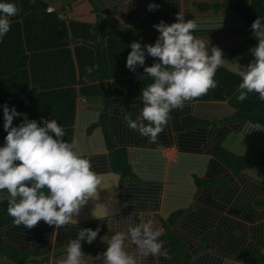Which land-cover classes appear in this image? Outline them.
I'll list each match as a JSON object with an SVG mask.
<instances>
[{
	"label": "trees",
	"instance_id": "obj_1",
	"mask_svg": "<svg viewBox=\"0 0 264 264\" xmlns=\"http://www.w3.org/2000/svg\"><path fill=\"white\" fill-rule=\"evenodd\" d=\"M234 8L242 23L249 29L253 20L257 17H264V0H249L247 4L235 6ZM27 11L28 10H23L21 12L22 16L20 15L22 19V30H20L19 22L12 21L11 30L4 37L3 42L0 43V105L7 102L9 106H15L18 111L27 113L29 119H36L38 122L41 117L45 119H56L58 123L65 128L67 139H71L75 134L79 137L81 142L82 135L76 134V128L73 126L75 112L74 88L68 87L57 90L53 89L51 91H38L36 85L37 81L40 80H37L35 76V70L38 67L35 66V57L33 60L29 59V57L22 52L23 50L21 47V36H23L25 41L33 42L31 47L35 46L36 40H39L43 45H48L49 43L53 45L59 44L60 40L63 42L64 39H68V33L66 31L64 32V27L66 26L56 18L54 13L44 12L39 6L31 9L29 13H27ZM15 18H19V15H16ZM81 26L87 28L85 25ZM83 31L84 32L79 33V31L73 29L71 32L73 40L79 35H81L83 40H89L86 42L89 43L88 49L81 48L80 50H75L77 55L81 54L79 59L80 67H82L83 70L85 68L84 72L89 68L97 69L94 73L98 74L94 76L100 78V83L95 86L101 90L99 95H102V99L105 102V109L115 103H119L122 108L120 118H115L113 130L122 137L121 141L124 142L123 146H115V144L110 141L107 128L103 130V134L105 135L104 141L107 144L106 150L108 151L110 171L119 174L121 178V188L125 185L127 179L129 181V186L126 187L127 193L134 196L138 195L140 198L135 204L131 202L121 204L124 212H127L125 217L135 212L150 213L151 210L156 211L153 216L160 222L164 233L161 237L164 241V249L168 252V258L171 259L170 262L173 264L179 262L191 264L192 257L197 255V252L209 249L211 246L214 247L217 252L222 253H230V251L233 253V250L242 247L247 232L245 225H241L236 219L233 220L226 216H221V212L224 211L223 205L222 203L216 204L215 200L211 199V191H205L204 194H202L203 196L199 205H196L198 208L197 210L181 208L184 200H182L180 196L190 189L188 181H185L183 192H174L171 194L174 197L168 199L163 208H156L155 199L157 195L155 191L157 190V185L149 183L146 184V187L143 189L138 179L141 176L138 173L140 168H136L134 165H139L137 161H141V165H147V170L150 172L145 170L147 178L143 174V180L148 179L150 176H155L157 179L162 172V168L165 166V160L161 157L160 153L155 150H147L144 148L139 150L138 148L134 149L129 146L143 147L145 145H152L154 147V145H156L170 147L169 145L173 139L171 135L166 133L168 132L166 126L159 134L155 143L151 142L147 137H142L140 135H138V137L133 136L134 133L132 129L127 126L125 116H130L132 119H135L140 114L143 107L140 93L141 89L148 84V82L145 84L139 81L144 74L143 67H139L137 72L133 73L126 65L120 64L119 66H124L127 69L129 75L137 76L134 78L135 81L131 78L127 81H114L113 92L110 93L109 83L102 81L105 74L99 73L102 70L104 72L106 68L104 67L105 64L102 66L100 63L105 61L103 59V52L100 51V48L104 45L103 41L105 35L104 37L101 35L99 39H96V33L92 35L89 29H84ZM111 35L118 39L121 48H128V50H126L127 54L131 51L130 44L133 42V39L128 36L127 33L123 35V33L116 32ZM158 35V31L153 32L150 39L146 40L144 35L134 34V36H136L135 39L142 43H154ZM256 43L257 41L253 38L252 34L251 38L240 45L223 48L225 59H231L241 51H248L249 48ZM31 47L29 46V48ZM94 52L96 53L95 58L97 57V60L95 62L93 61V65V62L90 63L88 59L94 57ZM98 57H101V59H98ZM27 61L30 62L29 71H27L26 68ZM155 61L156 58L146 56L147 65L151 66ZM57 64L58 63H56V66ZM60 64L61 63L58 65ZM56 66H54L53 69H55ZM99 67L103 69L99 70ZM72 71L73 66L71 68L72 77L70 79H72V82H75ZM66 74H69L67 70ZM92 78V76L88 77V79ZM143 79V81L149 80V83L152 82L151 77L147 76ZM215 79L219 82L216 88L210 89L206 95L193 100H225L234 110L230 116L218 121L196 118L184 114L183 112L187 109L183 107L182 109H173L169 119V124H173L172 126L174 128L177 127V130L184 129L181 136L178 138L177 145L179 150L184 152H201V145H203L212 155L211 162L208 163L207 161L209 159L204 156L200 157L191 153L183 154L178 160L180 166H174L175 170L177 167L181 171H175L173 169L172 172L175 173L174 176L182 177L183 173L185 175L186 169L196 168L197 172H200L206 163L210 164L208 166H210L211 171L208 172V177H212L214 174L217 175V177L213 182H207V180L201 178L198 184L200 187L202 185L211 186L216 184L218 186V189L214 193V198L216 199L221 195L222 189L225 186L228 184H236L240 180L241 183H239L242 187L238 189V193L235 194L237 196L231 202L230 207L227 208L226 213L243 217L248 221H253L258 214L256 211H253L252 205H254L255 208L264 206V177L261 180H257L248 175L249 173L247 170L256 164H260L264 167V151L257 148L260 154L257 152L252 160L244 154H236L222 144L224 135L228 129L221 128L216 132L215 129L219 124L228 121L235 124L230 127L235 136H237L239 125L244 122L255 123L264 128V101L260 100L256 93L249 94L248 98L243 102L238 101L236 97L240 91L238 87L240 78L227 68L218 69ZM125 82H127V85L124 87L122 84H126ZM132 94L139 96L138 99L134 98ZM128 99L131 102H128ZM133 99H137L138 101H134ZM82 111L79 118L80 121L83 120L88 122L91 117L94 119L93 113ZM22 120L23 117H16L14 118L13 124L18 125ZM178 120H180V122ZM91 126V128L86 129L87 133L93 131L94 123ZM5 136L6 131L3 129V110L0 108V144L4 143ZM208 177H206V179ZM230 191L231 192H228L227 195L224 196L234 193L233 190ZM261 193L262 196L256 200V197ZM150 197L151 200H148ZM164 213L167 215H163ZM98 224L101 226V232L97 239L91 245L87 243L82 244L83 251L87 254L96 255L98 252H103L107 247V245L98 247L96 243L100 239V236H104L106 232L108 233V227L103 226L101 221L85 222L79 225L80 228H96ZM122 225L123 223L120 222L117 224V226ZM52 231L53 226L50 227L43 221L31 229L23 225L16 226L13 223V218L7 213L6 201L0 203V253L7 259L13 262H23L25 258L30 255L28 253L29 251L25 249L30 247L32 242L35 252L45 250L44 253L46 255L51 254L54 249V247L52 248L50 246ZM251 232L253 233L252 238L254 239L253 242H255V245H264V230H261V227H257L252 228ZM198 236H201L203 239L200 242V246L195 248L193 246V240ZM64 241L67 242V240ZM255 245L250 246L249 254L261 263L264 261V252L261 249H257ZM60 253L61 252L57 254ZM36 263L44 264L42 259L36 260Z\"/></svg>",
	"mask_w": 264,
	"mask_h": 264
},
{
	"label": "clouds",
	"instance_id": "obj_2",
	"mask_svg": "<svg viewBox=\"0 0 264 264\" xmlns=\"http://www.w3.org/2000/svg\"><path fill=\"white\" fill-rule=\"evenodd\" d=\"M159 7L157 3L147 5L152 12ZM18 12L14 0H0V43ZM153 28L159 33L155 42L133 41L126 58L130 71L136 73L143 67L141 78L152 79L141 89L140 114L135 119L125 116L127 126L140 136L155 143L173 109H182L185 102L218 86L215 77L220 68H227L240 78L238 101H245L251 93L264 101V17H257L250 25L257 43L249 48L254 59L246 66L239 57L226 60L224 51L211 45L209 37L195 35L199 25L194 18L186 20L183 10L176 13L174 22L161 20ZM146 56L156 61L149 66ZM0 108L6 131L4 143L0 144V203L6 201L13 223L28 229L41 221L54 226L50 241L54 246L59 230L66 225H78L81 209L92 201L93 218L106 221L111 232L100 236L107 247L93 256L83 251L82 244L91 245L101 226L78 228L76 237L66 246V254L52 264H145L149 257L168 256L160 222L150 213L129 214L123 218L122 226H112L114 216L121 211L117 206L121 178L114 172H97L77 135L67 139L65 128L56 119H29L27 113L7 102ZM16 117H23L18 125L13 124ZM103 192L107 193L104 203L99 202ZM29 257L23 262L10 261L24 264L31 261ZM36 260L39 259L35 263ZM225 264L236 261L227 258Z\"/></svg>",
	"mask_w": 264,
	"mask_h": 264
},
{
	"label": "crops",
	"instance_id": "obj_3",
	"mask_svg": "<svg viewBox=\"0 0 264 264\" xmlns=\"http://www.w3.org/2000/svg\"><path fill=\"white\" fill-rule=\"evenodd\" d=\"M249 0H14L17 7L19 8V18L12 17V21H16L20 23V30H22V19L20 17L21 12L23 10H28L27 13L31 11L34 7H41V10L46 11L47 7H53L54 10L50 11V13H54L56 18L63 22L65 30L68 33V39H64L63 42L59 44L53 45H43L39 42V40L35 41V46L31 47L32 41L27 42L23 39V36L20 38L22 52L29 57V59H34L35 57V66H38L35 70V76L37 77V90L43 91H51L53 89H63V88H74L75 94V112H74V128H76V134L82 135L81 146L87 152V154L91 157L93 168L97 172L108 173L110 171L109 160H108V151L107 144L104 141L105 135L103 134V130L105 128L108 129L110 141L115 144V146H123L124 142L121 141L122 137L119 136L113 130V124L115 122V118L119 119L121 116V105L119 103L111 104L106 109L105 102L102 99V95H99V90L95 85L100 83V78L95 77L98 73H94L97 69L91 68V72L82 69L80 67V56L81 54L76 53L75 50H80L81 48L88 49L89 40H83L81 35L76 37L75 40L72 39L71 32L74 30L79 31V33L84 32V29H89V32L93 35L97 34L95 37L99 39L101 35H105V39L103 41L104 45L100 48V51L103 52V59L105 61L100 62L101 65L105 68L99 73L105 74L103 76V82L109 83L110 93L113 92V82L118 80H130L135 78L137 75H129L127 73V69L124 66H119L120 64L126 65V58L128 48L122 47L117 38L112 37L113 33H126L130 36L133 41H137L134 34H142L144 38L150 39V36L153 32H157L153 28V25L159 23L161 20H164L167 23H172L176 20V13L180 10L185 11V19H195L199 25V30L195 32V35L201 37H209L211 41V45L218 46L221 49L228 48L232 46H237L245 42L247 39L251 38L252 31L248 27H246L237 13L235 12V6L245 5ZM149 3H157L160 5L159 9L155 12L148 11L147 5ZM28 7V8H27ZM27 8V9H25ZM40 10V9H39ZM25 13V12H24ZM22 16V15H21ZM81 25H85L87 28H84ZM85 41V42H82ZM149 43V42H148ZM254 44L252 47H254ZM29 46L31 48H29ZM80 48H79V47ZM93 58L88 59L91 62H95L97 60L96 53L94 52ZM240 58V63L243 65H247L254 57H252L251 53L248 51H241L237 53L233 58ZM89 58V56H88ZM101 57H98V59ZM231 58V59H233ZM59 60V61H58ZM94 62L92 63L94 65ZM56 63H61L60 65ZM30 62L27 61L26 68L29 71ZM92 65V66H93ZM54 66H56L55 69ZM73 66V77L75 78V82H72L71 68ZM46 67V68H44ZM44 68V69H42ZM50 68V69H48ZM103 69L99 67V70ZM69 72V74H66ZM127 73V74H126ZM95 75V76H94ZM144 75V74H143ZM93 77L92 79H88V77ZM141 76V75H140ZM147 77V76H145ZM145 80V79H143ZM140 79L139 81H143ZM60 82V83H59ZM122 84L124 87L127 85ZM132 90V89H131ZM130 95V94H129ZM128 95V96H129ZM134 98L139 96L132 94ZM127 96V97H128ZM137 99H133L134 101H138ZM125 100V99H124ZM129 100V99H128ZM127 101V100H126ZM128 102H131L130 100ZM133 104V103H128ZM115 105V106H114ZM184 107L187 110L183 112L184 114L208 119V120H220L227 116H230L234 110L228 105L225 100H192L185 102ZM93 113L94 119L91 117V121L85 122L83 120L80 121L81 112ZM114 118V121H113ZM180 122V120H178ZM170 122V121H169ZM168 122L167 131L169 135L172 137V142L169 145L170 147L156 146H129L134 149H147V150H155L160 153L161 157L165 160V166L162 168V172L159 175V178L156 179L155 176H150L148 179L143 180L145 175V170H147V165H141V161L138 162V166L134 165L136 168H140L139 175L140 178V186L144 189L146 184L152 183L153 185H157V190L155 191L157 197L155 199V206L157 209L163 208L167 203L168 199L173 198L171 194L174 192H183V185L185 181L189 183V191L182 193L180 196L184 203L181 208H191L192 210H197L196 205L200 203L202 198V194L205 191H211V199H214L216 204L223 205V210L221 212V216H226L229 219L237 220L241 225H245V229L247 232L245 234V242L242 247L237 250H233L231 253H222L217 252L214 247H210L209 249H204L197 252V255L192 257L191 264H225L227 258L236 261V264H264V261L261 263L257 261L255 258L250 256V246L255 245L254 239L252 238V228L261 227V230H264V206L256 207L252 205L253 211L257 212V217L252 220H245L243 217H238L235 215H230L226 213L227 208L230 207L231 202L237 195L238 189L242 187L240 185L241 181L237 180L236 184H228L222 189L221 195L216 199L214 198V193L218 189L216 184L214 185H200L198 184L199 180L202 178L207 180V182H213L217 177L215 175L212 177H208V172L211 171L210 163L212 155L208 149L201 145V152H184L179 150L178 148V138L181 136V133L184 129L177 130V127H173ZM93 131L91 133H87L86 129L91 128L92 124ZM234 123H230V121L226 123H221L215 129V132L221 128L228 129L224 135V141L231 135L232 129L230 127L234 126ZM91 126V127H90ZM133 131V130H132ZM134 135H139L138 132L133 131ZM216 134V133H215ZM217 136V134H216ZM237 137L245 141L244 143H251L256 148L264 151V128L258 124L244 122L238 127ZM237 139V138H235ZM105 142V145H104ZM246 143V144H247ZM167 148H173V154L167 156L164 154V151ZM182 151V152H181ZM193 154L197 156L207 157L209 160L207 161L205 166H203L200 172H197L196 168L186 169L185 175L183 173L182 177L174 176L175 173L172 172L174 166L179 167V158L183 154ZM94 162V164H93ZM98 162V163H97ZM184 166V165H182ZM176 167L175 171H181ZM187 168V167H186ZM150 172L149 170H147ZM184 172V171H183ZM144 174V175H143ZM251 177L259 180L248 174ZM147 178V175H145ZM206 177H208L206 179ZM142 178V179H141ZM261 180V179H260ZM132 182V181H131ZM130 182V184H131ZM187 183V182H186ZM129 186V181L126 179L125 185L119 188V205L121 211L114 216V220L112 222L113 227H117L118 222L123 223V218L127 214L124 212L123 204H127L131 202L135 204L139 198V196H134L127 193L126 187ZM148 187V186H147ZM233 190V194H228ZM134 193V192H133ZM262 196V193L256 197V200ZM178 197V196H177ZM179 197V198H180ZM155 198V197H154ZM124 200V201H123ZM151 200V197L150 199ZM99 202H107V193H101V199ZM95 204L92 201L84 206L79 216L77 217L79 223L78 225H66L59 230V236L55 240V245L52 246L54 249L51 254L46 255L45 250H39L35 252L33 242L30 247L25 249L29 251L31 261H27V264H37L35 263V259H42L44 264H52V262L58 260L63 255H65V249L68 245L69 241L76 237L77 231L80 223H90V222H100L93 218L92 210ZM98 211L100 209H97ZM156 211L150 212L153 216ZM102 225L107 227L106 221H101ZM249 230V231H248ZM54 231V226H53ZM52 231V233H53ZM111 235V232L108 229V233L105 235ZM202 236V235H201ZM201 236L194 238L193 246L198 248L200 246V242L203 239ZM52 240V237H51ZM64 240H67L64 241ZM106 243L99 239L96 243V246L101 247L105 246ZM257 249H261L264 252V245H255ZM61 252L60 254H57ZM95 256V255H93ZM0 259L7 260L8 263H11L9 259L0 255ZM171 259L166 257H159L154 259L149 257V261L145 262V264H173L170 262ZM13 263V262H12ZM15 264V263H14ZM177 264H183L179 262Z\"/></svg>",
	"mask_w": 264,
	"mask_h": 264
},
{
	"label": "rangeland",
	"instance_id": "obj_4",
	"mask_svg": "<svg viewBox=\"0 0 264 264\" xmlns=\"http://www.w3.org/2000/svg\"><path fill=\"white\" fill-rule=\"evenodd\" d=\"M44 68H46V67H44ZM44 68H42V69H44ZM48 69H50V68H48ZM146 82H148V84H150L149 80L142 81V83H145V84H146ZM236 137L237 136H235L233 133H231V135L227 138V140L223 142V145L226 148L234 151L236 154H244L245 156H247L251 160L253 159V156L255 157V154H257V152H259V154H260V151L254 145H252L251 143H247V142H246L247 143L246 144V143H244L245 141H243L239 137H237V139H235ZM172 152H174L173 148H167L164 151V154L169 156L170 154H173ZM247 172L249 174H251L252 176L259 178V179H262L264 177V167L260 164L253 165L250 169L247 170ZM29 259H31V257H29ZM0 264H14V263H12V262L8 263L7 260H5V259L1 260L0 259ZM24 264H27V263H24Z\"/></svg>",
	"mask_w": 264,
	"mask_h": 264
},
{
	"label": "built area",
	"instance_id": "obj_5",
	"mask_svg": "<svg viewBox=\"0 0 264 264\" xmlns=\"http://www.w3.org/2000/svg\"><path fill=\"white\" fill-rule=\"evenodd\" d=\"M47 10L51 11V10H54V8L53 7H48Z\"/></svg>",
	"mask_w": 264,
	"mask_h": 264
}]
</instances>
